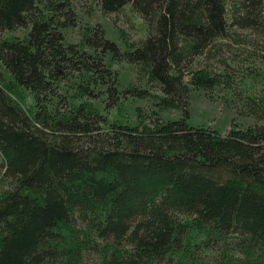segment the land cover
<instances>
[{"label":"trees","instance_id":"obj_1","mask_svg":"<svg viewBox=\"0 0 264 264\" xmlns=\"http://www.w3.org/2000/svg\"><path fill=\"white\" fill-rule=\"evenodd\" d=\"M91 1L130 2L146 35L121 48L97 23L67 41L73 0H0V264H264V93L242 97L255 124L188 122L194 87H233L214 62L231 40L264 64V0ZM109 55L135 65L124 88ZM105 94V110L133 96L182 115L109 120L90 102Z\"/></svg>","mask_w":264,"mask_h":264},{"label":"rangeland","instance_id":"obj_2","mask_svg":"<svg viewBox=\"0 0 264 264\" xmlns=\"http://www.w3.org/2000/svg\"><path fill=\"white\" fill-rule=\"evenodd\" d=\"M75 5V12L78 15V21L75 25L64 27L65 38L67 41H79L81 40V33L84 25L100 24L106 29V36L111 39H116L119 42L121 48H126L128 44H136L141 36H145L148 29L147 25L143 21V17L133 11L128 2L119 12L105 13L101 10L100 5L92 2L91 0H73ZM240 34H246L250 36L248 30L242 29ZM27 33V27H18L14 30H3L2 35L6 36H25ZM82 41V40H81ZM226 50L221 54L223 59L227 60L228 65H224L220 60H215L216 69L224 67L225 70L232 75L230 78V84L233 86L230 89L213 90L211 97L207 94L203 88H193L190 93V112L191 116L188 122L191 125H211L216 128L218 132L226 133L233 124L240 127H246V125L255 124L258 119L251 114L241 112L243 104L242 97L247 94L257 96L264 93V81H262L260 74H257V69H262L264 64L258 58L257 54L261 53L262 46H253L250 44H240L239 42H233L226 45ZM231 47V48H230ZM264 48V46H263ZM111 56L107 57V63L118 71L120 77V83L118 85L124 88L134 79L135 65L127 61L111 60ZM255 69V71H254ZM189 75H187L188 79ZM227 79V77H226ZM225 83H228L226 81ZM19 95L21 97L19 103L23 106L28 113H32L35 110V98L33 94L25 88H18ZM62 92L73 93L69 86L62 85ZM107 94L99 98H93L91 103L96 105L99 110L108 115L109 120H122L130 125L140 124L142 116L147 118L150 122L157 114L165 119L178 118L182 115V112L177 107L160 108L155 105L152 98H133L128 96L119 100L120 104L113 108H106ZM69 102L77 104L80 102L79 97H69ZM0 161H2L0 155Z\"/></svg>","mask_w":264,"mask_h":264}]
</instances>
